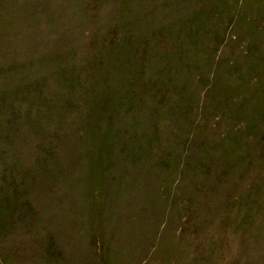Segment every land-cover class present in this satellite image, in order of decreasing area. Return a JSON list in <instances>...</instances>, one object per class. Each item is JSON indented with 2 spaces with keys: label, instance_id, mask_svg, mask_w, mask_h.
Listing matches in <instances>:
<instances>
[{
  "label": "rangeland",
  "instance_id": "obj_1",
  "mask_svg": "<svg viewBox=\"0 0 264 264\" xmlns=\"http://www.w3.org/2000/svg\"><path fill=\"white\" fill-rule=\"evenodd\" d=\"M0 264H264V0H0Z\"/></svg>",
  "mask_w": 264,
  "mask_h": 264
}]
</instances>
